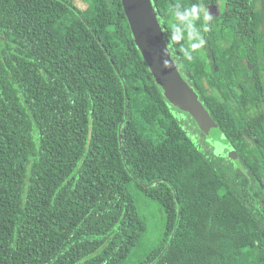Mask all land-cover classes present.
I'll use <instances>...</instances> for the list:
<instances>
[{"label": "trees", "instance_id": "1", "mask_svg": "<svg viewBox=\"0 0 264 264\" xmlns=\"http://www.w3.org/2000/svg\"><path fill=\"white\" fill-rule=\"evenodd\" d=\"M86 1L0 0V264H125L149 231L133 187L165 222L138 264H264V0H223L191 62L173 10L220 0H152L222 153L165 97L122 0Z\"/></svg>", "mask_w": 264, "mask_h": 264}, {"label": "rangeland", "instance_id": "2", "mask_svg": "<svg viewBox=\"0 0 264 264\" xmlns=\"http://www.w3.org/2000/svg\"><path fill=\"white\" fill-rule=\"evenodd\" d=\"M71 1L74 3V5H76L77 8L82 11H85L89 6L86 0ZM224 8L225 4L223 0H220L217 6L209 9V12L213 17H217L221 14ZM144 60L150 68L153 76L155 77L156 83L162 88L164 95L168 99L169 103L181 113V116L183 118L187 119V121L191 125H194L192 127L189 126L188 128L190 133L197 139H200L203 135L206 136L209 144H211L216 151L221 153L224 152L228 147V143H226L223 139L220 129L218 128L212 117L208 114L206 109H204L205 107L202 102L199 101L198 98L199 105L193 103L196 101H193L192 104L189 103V100L187 98L189 91L185 88L186 86L190 88V83L182 75L175 59L172 57L173 67L172 65L170 66V64L163 67H166L164 78L161 77L158 72L153 69L152 66H150L149 62L145 58ZM174 79L176 81L175 84L172 85L171 81ZM197 129L202 133H200ZM132 192L137 201L141 215L144 217V219H146L149 225V231L147 235L142 239L138 248L133 251L132 255L129 257L125 264H138L141 261L145 251L152 246L154 247L159 241V237L164 231L165 223L164 213L161 207L154 200L148 198L136 187L132 188Z\"/></svg>", "mask_w": 264, "mask_h": 264}, {"label": "water", "instance_id": "3", "mask_svg": "<svg viewBox=\"0 0 264 264\" xmlns=\"http://www.w3.org/2000/svg\"><path fill=\"white\" fill-rule=\"evenodd\" d=\"M122 4L138 49L150 66L164 78L166 67H163L168 64L173 67V63L164 30L152 0H122ZM175 81V79L171 81L172 85L175 84ZM185 89L189 91L187 95L189 103L192 104L193 101H196L193 103L199 105L200 100L198 101V96L191 86L190 88L186 86Z\"/></svg>", "mask_w": 264, "mask_h": 264}, {"label": "clouds", "instance_id": "4", "mask_svg": "<svg viewBox=\"0 0 264 264\" xmlns=\"http://www.w3.org/2000/svg\"><path fill=\"white\" fill-rule=\"evenodd\" d=\"M174 20L171 25L170 40L178 43L185 39L186 33L187 47H183V59L191 62L194 59V53H197L205 45V39L202 32L209 31L214 17L209 9L203 4H192L190 7L182 8L177 4L173 10ZM198 22H201L198 26Z\"/></svg>", "mask_w": 264, "mask_h": 264}]
</instances>
